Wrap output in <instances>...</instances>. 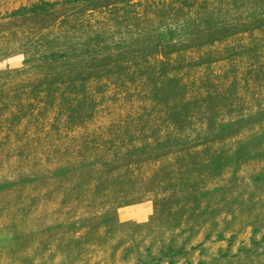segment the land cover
Segmentation results:
<instances>
[{"label":"rangeland","instance_id":"rangeland-1","mask_svg":"<svg viewBox=\"0 0 264 264\" xmlns=\"http://www.w3.org/2000/svg\"><path fill=\"white\" fill-rule=\"evenodd\" d=\"M0 264H264V0H0Z\"/></svg>","mask_w":264,"mask_h":264},{"label":"crops","instance_id":"crops-1","mask_svg":"<svg viewBox=\"0 0 264 264\" xmlns=\"http://www.w3.org/2000/svg\"><path fill=\"white\" fill-rule=\"evenodd\" d=\"M121 249H116L115 253L119 252ZM130 254V253H129ZM127 259H129V256L126 258H122L121 260L123 261V263H125L127 261Z\"/></svg>","mask_w":264,"mask_h":264}]
</instances>
